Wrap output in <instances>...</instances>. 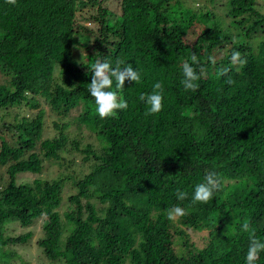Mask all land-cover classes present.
<instances>
[{"label": "trees", "instance_id": "trees-1", "mask_svg": "<svg viewBox=\"0 0 264 264\" xmlns=\"http://www.w3.org/2000/svg\"><path fill=\"white\" fill-rule=\"evenodd\" d=\"M106 2L0 0V264L19 262L12 247L30 238L6 234L7 225L37 220L35 246L52 264H246L241 224L250 221L264 241V61L256 59L264 14L254 0H227L224 27L207 7L180 0H118L117 16ZM87 9L97 26L92 40L75 18ZM193 26L202 30L186 40ZM233 51L243 67L231 63ZM97 60L132 64L141 76L125 81L119 95L128 107L115 118H99L88 90ZM185 62L200 77L195 92L181 84ZM157 82L163 109L146 116L139 97ZM46 116L53 134L42 137ZM73 156L79 172L66 173ZM44 163L57 167L50 179L41 176ZM209 172L222 178L221 189L193 204L189 187ZM163 176L160 197L141 190L145 178ZM182 182L185 200L164 196ZM176 206L186 214L169 220ZM201 231L197 245L191 237ZM255 264H264V252Z\"/></svg>", "mask_w": 264, "mask_h": 264}, {"label": "clouds", "instance_id": "clouds-1", "mask_svg": "<svg viewBox=\"0 0 264 264\" xmlns=\"http://www.w3.org/2000/svg\"><path fill=\"white\" fill-rule=\"evenodd\" d=\"M17 0H6V3L15 5ZM213 64L216 63L215 59L209 58ZM192 64H198L199 61L195 54L191 57ZM231 63L234 66L243 67L247 61L241 57L239 51H233L231 53ZM123 61L117 60L115 67H113L110 61L97 60L93 67V74L91 76V82L88 84V90L90 95L95 100V109L101 119L115 118L117 116V110H125L128 107L127 102L119 95L124 89L125 81L140 83V73L133 67L132 64L125 66ZM183 79L181 84L185 91H197L199 85L197 81L200 79L196 72V69L185 62L182 67ZM229 72L228 68H220L217 75L219 77L227 76ZM115 80L116 90H110ZM227 83H233L229 78ZM140 101L145 102L147 110L145 115H155L163 109V85L157 82L153 86V92L149 95L141 94ZM222 178L215 172H209L204 177V181L196 185L194 194L192 197V203H207L213 199L214 193L221 189ZM176 198L183 201L187 198V193L183 191H177ZM186 214L185 210L179 206L171 208L167 212L169 220H175L183 217ZM241 231L249 234V247L246 254V264H255L259 259L261 252H264V241H261L255 236V229L251 226L250 221L245 220L241 224Z\"/></svg>", "mask_w": 264, "mask_h": 264}, {"label": "rangeland", "instance_id": "rangeland-1", "mask_svg": "<svg viewBox=\"0 0 264 264\" xmlns=\"http://www.w3.org/2000/svg\"><path fill=\"white\" fill-rule=\"evenodd\" d=\"M214 4L213 5H209L207 3H205L203 0L198 1L197 5L193 4L191 0H180V7H190L193 10L198 9L199 6H205L207 7L208 10H210L211 12H213V14H215V16L221 20V24L225 27L226 23H228V19H224V12L227 9V0H213ZM106 9L111 12L113 15L117 16L119 14L118 11V0H107V2L105 4H103ZM253 8L259 12L260 14H264V0H254L253 4H252ZM93 14L92 10H84V11H80L78 12V14L75 16L76 21L78 24H80L82 27H84L87 32L85 33L86 35H88L91 40L94 39L96 37L97 34V26L95 23L92 22V20H90V18H88L89 16H91ZM222 20H225V22H223ZM202 30V26H193L190 31H188V34L186 35L185 39L186 40H193L194 36L200 32ZM84 37V35H83ZM264 38V35H263ZM90 40V41H91ZM258 38L255 39V41H257ZM84 51L81 48H74L73 53H75L76 55H80L83 56L84 55ZM224 50L221 49L219 51H216L213 55V58L215 60H217L218 58H220L222 56V52ZM264 53L262 52H256V59L258 61H264ZM218 61V60H217ZM216 61V62H217ZM212 76H215V72L212 73ZM2 80H0L1 83ZM44 84V83H43ZM41 84L40 86L45 89V85ZM38 98V97H37ZM41 107H43V105L40 103ZM16 108L14 107V110ZM31 110H27L24 109V114L25 115H29ZM35 112V110L31 111V113L33 114ZM3 119L0 118V122ZM51 117L46 116V118L43 120V133H42V137H47L50 136L51 134H53V132L50 129L51 126ZM2 134V132H1ZM77 156H73L72 157V165L71 167H69L68 169L64 170V172L66 173H70V172H79L78 169L81 167L79 160H77ZM47 164L44 163V167H43V171L41 173V176L45 179H50L55 175V171L57 170V167L55 165L52 166L51 169H47ZM2 172V169L0 168V174ZM2 175V174H1ZM3 176V175H2ZM24 178V177H23ZM30 179V178H29ZM168 184V178L167 176H163L160 183H156L155 181H153L152 179L149 178H145L144 181L141 182V190L144 192L149 193L150 195L153 196H157L160 197V189H159V184ZM195 182H193V184L189 187V191L191 192V195L193 197L194 194V189L196 187ZM185 187V184L179 183V184H173L170 187H168L165 192H164V196L165 197H169L172 194L177 193V191H181L182 188ZM164 197V198H165ZM6 234H10V236H17V235H21V234H25V233H30V238L27 240V242L24 245L21 246H13L12 247V251L15 253V255L18 257V261H15V264H52L51 262H48L40 253V249L37 248L35 246V242L37 241L38 237L41 236V231H40V221L37 220L35 223H33L32 226L23 229L20 228L16 223H11L9 225H7L6 228ZM205 231H201L198 232L196 234H192L191 240L196 243L197 245H200V239L202 237L205 236ZM56 264V263H54ZM58 264V263H57Z\"/></svg>", "mask_w": 264, "mask_h": 264}]
</instances>
